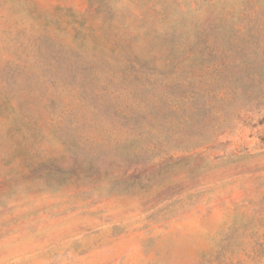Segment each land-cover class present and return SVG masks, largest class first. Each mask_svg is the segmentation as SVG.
<instances>
[{"label":"rangeland","instance_id":"rangeland-1","mask_svg":"<svg viewBox=\"0 0 264 264\" xmlns=\"http://www.w3.org/2000/svg\"><path fill=\"white\" fill-rule=\"evenodd\" d=\"M0 264H264V0H0Z\"/></svg>","mask_w":264,"mask_h":264}]
</instances>
